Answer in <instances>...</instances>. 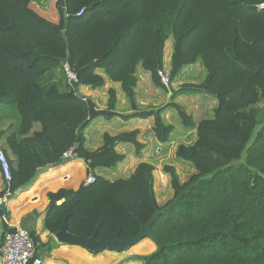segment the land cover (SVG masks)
<instances>
[{
  "label": "trees",
  "instance_id": "trees-1",
  "mask_svg": "<svg viewBox=\"0 0 264 264\" xmlns=\"http://www.w3.org/2000/svg\"><path fill=\"white\" fill-rule=\"evenodd\" d=\"M261 3L264 0H57L60 16L53 23L35 12L29 0H0V103L19 115L18 130L6 136L15 163L6 160L8 180L0 166V196L25 187L39 168L64 161L62 153L75 143L76 157L87 164L86 175L124 160L115 150L117 143L131 142L139 153L144 144L136 129L104 132L101 146L91 151L84 147L88 97L74 93L79 85L101 87L104 78L96 70L103 69L121 83L131 107L115 112V94L109 88L107 109L112 113L105 116H152L155 137L164 143L173 126L162 121L161 112L174 107L183 124L196 129L195 141L176 149V156L191 163L194 171L179 182L171 166L163 167L173 189V198L163 206L155 199L153 166L145 162L127 178L109 181L94 175L90 184L60 188L48 195L60 203L46 209L44 232L56 233L69 213L70 233L88 237L95 232L104 240L131 238L163 208L146 237L155 249L132 259L141 264H264V121L258 122L253 108L264 101ZM170 36V82L184 65L198 59L206 70L201 82L182 84L171 98L203 92L217 101L212 117L196 124L174 102L146 109L135 104L137 67L158 81ZM64 64L77 85L70 83L67 93L53 85L44 89L40 78ZM35 124L39 129L32 130ZM4 134L0 131V137ZM8 214L4 209L2 215ZM31 219L23 217L21 226L30 223V236L43 247ZM7 228L3 222L2 234Z\"/></svg>",
  "mask_w": 264,
  "mask_h": 264
},
{
  "label": "crops",
  "instance_id": "crops-1",
  "mask_svg": "<svg viewBox=\"0 0 264 264\" xmlns=\"http://www.w3.org/2000/svg\"><path fill=\"white\" fill-rule=\"evenodd\" d=\"M170 55L171 52L168 51V63H167L168 67L170 66ZM164 65L165 64H163V66ZM100 71H104V70L102 69L96 70L97 73L103 76L104 84L101 87H97V88H92L91 86L79 85L78 86L79 92L83 96L91 97L94 106L97 107V109L98 108L107 109V103H108L107 90L111 88L113 89L115 94L114 111L117 113H125L130 111L131 109L130 102L126 93H124V91L121 88V83L119 81L112 80L110 77H108V75L102 74ZM137 72L136 74L138 80L136 85L133 87L135 104L139 109L154 107L153 105H155V98L153 100V96L150 95L153 93L154 90H153V86H150L148 82L149 72L143 70H140L139 73ZM100 94L101 97H98ZM179 95H177L174 98L178 100ZM96 96L98 97V99ZM149 101H152L151 106H149L150 105ZM168 102L170 101L168 100ZM165 109L161 113V118L165 124H169V122H166L165 119V115H164L165 114L164 112L166 111ZM8 112L14 114L13 119L10 121H7L8 118L6 117ZM197 122L198 121H195L194 123L196 124ZM1 123H2V128L0 129V131L2 130L5 131V134L0 137V149L3 151L6 160H9L14 164L15 156L13 153L10 155L11 151L7 147L6 136L11 131V129L18 130L19 115L15 110V108L11 106L0 105V124ZM123 123L126 126L125 125L122 127L120 126V128H122L120 129L121 131L118 132L115 131V132L116 133L124 132V131L129 132L136 129L138 131V135H137L138 141L144 144L142 150H140L138 155L135 152V148L134 149L128 148L126 146L127 144H124L125 142H120L115 145V150L118 153L124 154L125 158L121 163H119L121 164V166L117 164L116 166L118 167L116 169L115 166L114 170L115 172L117 170V175L125 174V176L123 175V177L126 178L133 171L134 165L131 164L133 160L137 161L140 159L142 161H148L146 157L148 156L150 157V155H152L151 157H153L154 151L159 153V151H161L163 147L162 145L164 144H158V140L155 137V134L152 130L154 123V119L152 116L148 117L147 119L131 118L125 120V122ZM103 125L104 124L100 126L104 128ZM38 128L39 125L35 124L32 127V130H37ZM184 131L185 130H183V132ZM104 132L108 133V131H104V129H100L98 136L95 137L94 140H92L91 139L92 135L90 133L88 134L85 128L84 147L87 150L91 151L101 146L103 143L102 135ZM188 133H194L193 141L191 142L193 143L196 139V129L191 128V130H188ZM114 134H110V135H114ZM133 153L134 156H132ZM86 169H87V164L82 160L75 158L71 160L57 161L55 163H52L50 166L41 167L37 170L35 177L25 187H18L20 188V192H18L16 198H10V201L7 202L4 206V209H7L9 211V214L6 217L7 225L20 224L17 222H20V220L23 217L28 215L31 216L32 227L33 225H35L36 228L35 233L40 234L41 242L45 243L43 247H38L39 254L43 259V264H80L82 260L89 259V256L91 255L89 254L90 252H88L86 249L82 248L79 245L58 242L54 238L55 233L53 234V233L44 232L45 212L50 200H53V199H49L48 197L49 193L55 192L60 188L76 189L79 186V184L83 181V179L86 177ZM156 171L157 170H155V172ZM93 174L97 176H101L106 179L105 177L106 172L104 173L102 170L100 171V167H96L95 169H93ZM17 189L14 190L13 193H15ZM34 219L35 222H33ZM2 228H3V221L2 218L0 217V241L2 236ZM131 248H133V246H131ZM42 254H46L48 258L51 259L44 258ZM53 260L55 262H53ZM0 264H1V259H0Z\"/></svg>",
  "mask_w": 264,
  "mask_h": 264
},
{
  "label": "rangeland",
  "instance_id": "rangeland-1",
  "mask_svg": "<svg viewBox=\"0 0 264 264\" xmlns=\"http://www.w3.org/2000/svg\"><path fill=\"white\" fill-rule=\"evenodd\" d=\"M56 2L57 0H29V5L35 12H37L40 16H42L46 20L53 22V23H57L59 20L60 12H59ZM172 45H173V38L172 36H170L164 44L163 64L165 65L161 68V70L166 72L167 74L169 73V67L167 66L168 51L172 52ZM199 60L200 59H198L193 64L184 65L181 69L180 74L173 81L171 82L169 81L167 85L161 84L160 80L154 81L151 77V74L148 73L149 74L148 76L149 85L153 86V90H154L153 93L150 94L153 96V100L155 98V105H153L154 107L167 106V104H169L170 102H174L176 104L181 105L185 109L186 113L192 116L193 122L199 121L203 118L212 117L213 109L217 105V101L216 99L212 98L211 96H208L207 94L203 92L191 93V94L187 92H183L181 93V95L178 96L179 97L178 100H176L174 97L171 98V94H172L171 92L181 87L182 84L199 83L205 78L206 70L204 66L202 65L201 61ZM64 66L65 64L46 71L44 75L42 76V78H40L41 86L44 89H46L48 88V86L53 85L57 89V91L60 93L69 92L70 91L69 84L71 83V81L69 80L68 74ZM137 68L138 69L136 70V72L138 71L137 73H139V71L142 69L140 66H138ZM100 72L102 74H106L105 71H100ZM137 80L138 79H137V74H136V83H137ZM98 97H101V94ZM88 98L92 100L91 97H88ZM168 100L170 102H168ZM151 103L152 101H149V104H150L149 106L152 105ZM0 105L6 106L3 103H0ZM253 108L255 109L256 118L258 122L264 121V101H262L261 103L255 104ZM165 110L166 111L164 112L165 113L164 115H165L166 122H169V124L173 126V131L170 134L169 140L164 143L158 141V144H164V145H162L163 147L161 151H159V153L154 151L153 157H151L152 155H150V157L149 156L146 157L148 161H142L139 159L137 161L133 160L131 162V164L134 165V168L140 162H145L153 166V170H152L153 190H154L155 199H156L158 206L165 205L167 202H169L173 198V189L170 184V177L163 170V167L165 165L171 166L174 169L175 173L178 176L179 182L185 181L190 176V174L193 173L194 171V168L192 167L191 163L176 156L177 146L179 144L190 145L189 143L193 141L194 133H188V130H191V128L186 127L183 124L182 119L180 118V116L177 113V110L174 107L169 106V107H166ZM13 115H14L13 113L8 112L6 116L8 118L7 121L12 120ZM134 119H139V118H134ZM142 119H145V118H142ZM123 122H125V120L122 119L118 115H114L112 117H108L105 115H98L92 118V120H89L86 126V132L88 134L90 133L92 135L91 139L94 140L95 137L98 136L100 129H104V131H108V134H114L116 133L115 131L117 132L121 131L120 129L122 128H120V126L122 127L125 125ZM102 124H104L103 125L104 128L100 126ZM1 128H2V123L0 124V129ZM183 130L185 131L183 132ZM124 144H127L126 146L130 149L135 148V145L131 142H125ZM142 148L140 150H142ZM11 154L12 152H10V155ZM136 154L138 155V153ZM132 156H134V153L132 154ZM124 158H125V155H124ZM119 163L118 165L121 166V164ZM117 167L118 166H116V169ZM114 168L115 167H112V168L111 167L110 168L100 167V171L102 170L104 173L106 172L105 177L106 179H109V181L117 177L125 178L123 177V175L125 176V174L117 175V170L115 172ZM155 170L157 171L155 172ZM17 223H20V222H17ZM29 227H30V223L27 225L26 229L29 230ZM154 247H155L154 243L149 238H143L142 240L134 244L133 248L130 247L129 249L124 250V251L117 252V251L103 250L95 254L89 253L91 254L89 256V259L82 260L80 264H141L140 261L132 259L131 255L148 254L154 250ZM42 255L44 258L46 259L48 258L46 254H42ZM48 259H51V258H48ZM53 262L55 261L53 260Z\"/></svg>",
  "mask_w": 264,
  "mask_h": 264
},
{
  "label": "built area",
  "instance_id": "built-area-1",
  "mask_svg": "<svg viewBox=\"0 0 264 264\" xmlns=\"http://www.w3.org/2000/svg\"><path fill=\"white\" fill-rule=\"evenodd\" d=\"M259 8H264V3L259 4ZM65 70L68 74L69 80L76 82L75 74L69 70L68 65L65 64ZM160 83L167 85L169 83V76L161 69L157 70ZM62 157L75 158L76 154L73 148L65 150L62 153ZM0 166L2 168L5 179L10 178L9 166L7 164L5 155L0 149ZM94 174L89 173L83 180V184H90L94 182ZM11 193L7 191L0 196V208L5 206L8 200V196ZM3 213V212H2ZM2 213L0 215H2ZM2 221L6 223V216H1ZM0 259L1 264H43L42 257L39 254L38 247L34 243L29 231L20 224L8 225L6 231L3 232L0 241Z\"/></svg>",
  "mask_w": 264,
  "mask_h": 264
},
{
  "label": "water",
  "instance_id": "water-1",
  "mask_svg": "<svg viewBox=\"0 0 264 264\" xmlns=\"http://www.w3.org/2000/svg\"><path fill=\"white\" fill-rule=\"evenodd\" d=\"M64 14H66L65 11ZM61 34L62 36H65V31L63 30ZM71 84L73 86L77 85L76 82H72V81ZM74 94L78 98H83V95L78 90ZM85 101L87 104L88 119H92L98 115H110L112 113V111L108 109H97L90 98H87ZM78 145H79L78 143H75L73 149L76 150ZM71 159L73 158L70 157V158H66L65 160H71ZM75 159H79V158L75 157ZM80 160L85 162L84 158H80ZM18 192H20V188H18L15 193L10 194L8 196V199L16 198ZM58 203H60V201L55 202L54 200H50L49 204L47 205V209L48 210L52 209L55 206V204ZM3 210H4V205H2L0 208V214L3 212ZM162 210L163 208L156 210L155 213L152 215V217L147 222H145L140 226V230L135 236L126 239L115 238L114 240L97 239L95 232L88 237L70 233L67 230V218L69 216V213H66L59 226V230L54 234V238L60 243L79 245L82 248L86 249L88 252L94 254L101 252L103 250L117 251V252L124 251L130 248L131 246H133L134 244H136L138 241L148 236L150 226L152 225V223L154 222V220ZM33 222H35V219L33 220ZM35 229H36L35 225H33V230L35 231Z\"/></svg>",
  "mask_w": 264,
  "mask_h": 264
}]
</instances>
